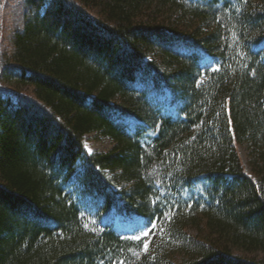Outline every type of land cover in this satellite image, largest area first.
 Returning <instances> with one entry per match:
<instances>
[{"label":"trees","instance_id":"obj_1","mask_svg":"<svg viewBox=\"0 0 264 264\" xmlns=\"http://www.w3.org/2000/svg\"><path fill=\"white\" fill-rule=\"evenodd\" d=\"M21 2L0 264H264V0Z\"/></svg>","mask_w":264,"mask_h":264},{"label":"rangeland","instance_id":"obj_2","mask_svg":"<svg viewBox=\"0 0 264 264\" xmlns=\"http://www.w3.org/2000/svg\"><path fill=\"white\" fill-rule=\"evenodd\" d=\"M22 13L23 4L21 0H0V41H4L8 34L20 27L22 23ZM111 147L112 142L107 137L100 136L96 132L85 135V149L89 153L106 152ZM239 153L243 163L247 165L248 157L245 145L239 146ZM198 188L193 189L192 192H199Z\"/></svg>","mask_w":264,"mask_h":264},{"label":"snow or ice","instance_id":"obj_3","mask_svg":"<svg viewBox=\"0 0 264 264\" xmlns=\"http://www.w3.org/2000/svg\"><path fill=\"white\" fill-rule=\"evenodd\" d=\"M148 233L145 232L144 235H147ZM135 239H139V237H134ZM145 249H147V244H145Z\"/></svg>","mask_w":264,"mask_h":264}]
</instances>
